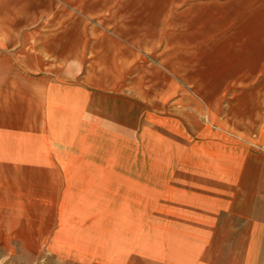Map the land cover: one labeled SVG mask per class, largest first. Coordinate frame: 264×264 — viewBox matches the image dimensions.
<instances>
[{
  "label": "rangeland",
  "instance_id": "obj_1",
  "mask_svg": "<svg viewBox=\"0 0 264 264\" xmlns=\"http://www.w3.org/2000/svg\"><path fill=\"white\" fill-rule=\"evenodd\" d=\"M258 214L264 0H0V264H257Z\"/></svg>",
  "mask_w": 264,
  "mask_h": 264
},
{
  "label": "crops",
  "instance_id": "obj_2",
  "mask_svg": "<svg viewBox=\"0 0 264 264\" xmlns=\"http://www.w3.org/2000/svg\"><path fill=\"white\" fill-rule=\"evenodd\" d=\"M68 5V4H66ZM68 6H66L65 8H67ZM38 44V42H35V46ZM26 45V44H25ZM26 53V52H25ZM252 225H256V231L252 232V235H246L248 233V231H246L245 229H243V237L248 238V239H256L257 240V244H258V248H256L254 253H250L251 255H254L253 258H255L254 260H256L257 264H264V217H262L261 214H258L257 219L256 220H252L251 221ZM248 248V247H247ZM257 251V252H256Z\"/></svg>",
  "mask_w": 264,
  "mask_h": 264
}]
</instances>
